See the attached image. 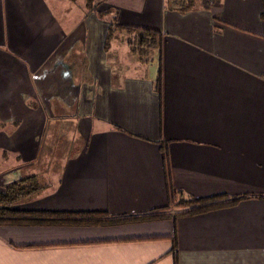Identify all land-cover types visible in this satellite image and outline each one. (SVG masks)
Here are the masks:
<instances>
[{"label": "crops", "instance_id": "crops-1", "mask_svg": "<svg viewBox=\"0 0 264 264\" xmlns=\"http://www.w3.org/2000/svg\"><path fill=\"white\" fill-rule=\"evenodd\" d=\"M98 1L0 0V188L51 158L45 135L67 101L81 141L55 184L13 208L120 218L173 208L171 190L246 198L109 224L0 223V264H264L262 1L202 0L185 13ZM110 8L121 25L162 33L160 94L147 65L115 70L95 12Z\"/></svg>", "mask_w": 264, "mask_h": 264}, {"label": "trees", "instance_id": "trees-1", "mask_svg": "<svg viewBox=\"0 0 264 264\" xmlns=\"http://www.w3.org/2000/svg\"><path fill=\"white\" fill-rule=\"evenodd\" d=\"M102 1V0H101ZM214 1V0H213ZM262 1L261 17L264 20V0ZM98 2L90 7L96 9ZM203 6L202 0H165V8L185 13ZM97 16L109 22L105 37V49L110 52L112 41H124L127 46L129 58L138 63L147 65L153 69L152 85L154 90L161 92V53L162 33L157 30L121 25L117 23V12L115 9L95 11ZM218 20L216 15L213 16ZM45 186L37 176L5 184L0 188V223H66V224H109L129 220H144L157 217H170L192 215L211 209L221 208L236 204L246 196H234L226 198L217 196L211 198H193L184 195L180 190H171L170 199L173 208L167 206L161 214H147L137 217L108 218L104 212H49V211H22L13 207L20 202L31 199L34 194Z\"/></svg>", "mask_w": 264, "mask_h": 264}, {"label": "rangeland", "instance_id": "rangeland-1", "mask_svg": "<svg viewBox=\"0 0 264 264\" xmlns=\"http://www.w3.org/2000/svg\"><path fill=\"white\" fill-rule=\"evenodd\" d=\"M99 2L98 0H96ZM101 1V0H100ZM112 49L115 50V58L112 59L114 68L118 71V66H121L120 71H124V65H129V60L126 54L127 48L124 41H112ZM123 66V67H122ZM128 69V73H139L143 71ZM127 71V70H126ZM63 101V99H62ZM59 116H56L59 123L54 128L53 135L49 133L45 135L46 152L51 151V158H46L42 161H37L34 165H27V171L33 172L41 183L55 184L60 177L61 168L65 159L72 153L76 152L81 145L78 135L74 132L76 121V105L72 101L65 102L58 110ZM66 121V125H63ZM54 121H52L53 123ZM54 124V123H53ZM74 124V125H73ZM73 125L72 129L70 127ZM43 151V150H42ZM46 157V156H45Z\"/></svg>", "mask_w": 264, "mask_h": 264}, {"label": "built area", "instance_id": "built-area-1", "mask_svg": "<svg viewBox=\"0 0 264 264\" xmlns=\"http://www.w3.org/2000/svg\"><path fill=\"white\" fill-rule=\"evenodd\" d=\"M207 1V0H206ZM208 1H211V0H208Z\"/></svg>", "mask_w": 264, "mask_h": 264}]
</instances>
